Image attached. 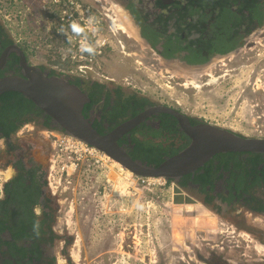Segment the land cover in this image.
Segmentation results:
<instances>
[{"label": "rangeland", "instance_id": "1", "mask_svg": "<svg viewBox=\"0 0 264 264\" xmlns=\"http://www.w3.org/2000/svg\"><path fill=\"white\" fill-rule=\"evenodd\" d=\"M99 2L106 6L112 3L116 14L109 13L117 16L115 22L123 29L116 33L123 47L112 41L116 47H107L99 68L84 78L113 79L111 83L124 85L128 92L147 94L211 123L230 126L244 136L264 138V109L255 112L249 106L250 99L243 98L247 100L243 102L238 97L239 87L227 92L229 86L238 84L237 78L232 77L229 86L223 87V82H212L207 75L214 74L209 65L195 71L177 62L160 61L159 54L140 40L136 26L117 0ZM52 12L50 0H0V18L7 32L25 48L33 64L45 68H51V64L42 53L52 50L55 56L61 44L51 40L60 29ZM129 22L136 31L132 37L124 27H129ZM199 80L209 84L202 85ZM236 98L241 108L234 105ZM25 131L22 135L26 138L41 141L35 131ZM57 134L60 137L61 132ZM49 141L52 161L47 182L56 192L59 205L53 224L58 234V264H213L202 258L212 247L215 258L223 260L220 257L226 256L225 264H264V241L260 238H264V217L244 208L240 210L241 220L219 216L214 208V222L205 217L174 215V208L188 204L173 202L172 180L153 177L142 181L103 152L98 153L99 162L78 161L69 151L57 152L52 135ZM4 168H0V176ZM182 193L200 202L201 196L194 191L184 189ZM176 223L182 224L181 228L192 225L195 234L187 240L181 238L184 233L176 231ZM195 247L198 252H194ZM217 252L222 253L220 257Z\"/></svg>", "mask_w": 264, "mask_h": 264}, {"label": "flooded vegetation", "instance_id": "2", "mask_svg": "<svg viewBox=\"0 0 264 264\" xmlns=\"http://www.w3.org/2000/svg\"><path fill=\"white\" fill-rule=\"evenodd\" d=\"M117 1L129 15L130 21H132L133 25L136 26L137 34L140 40L148 45L150 49L159 54L160 61L166 64L177 62V64H181L186 68H192L195 71L205 65H209L214 69V74L210 75L207 73L208 76L212 77V82L215 80L217 82L218 80V83L223 82L225 84H223V87H225L226 84L228 85L232 77L237 78L238 84H234L233 86L228 85L229 88L227 92H230V90L234 87H239L240 91L238 97L242 98L243 102L247 101V98L250 99L251 103L249 106L254 107L253 110L255 112H259L264 109V90L262 88L264 87L262 83L264 82V54L261 55V50L264 52V43L261 42V40H264V0H206L207 7L203 10L196 2L191 3L193 0ZM218 1H220V3L221 1H224V4H217ZM178 2H180L185 8L182 13H185L184 17L186 20L177 22L176 17L167 20L171 14L176 16L179 15L176 9ZM163 20H166V25H163L165 23H163ZM191 20L198 26L191 29V32L188 35L185 30L181 31L180 39H176L174 37L171 39L168 38L171 33L176 32L175 29L179 27L185 28ZM133 25L132 27L134 28ZM134 32L136 34L135 28ZM158 34L160 35L159 40L152 45L155 35ZM55 36L58 37L56 33ZM198 39H200L201 44L204 42L206 43L207 49H203L201 51V55L205 56L207 60L204 62L192 63L189 62L185 56L191 49H194L193 52H196V54L198 53V49L201 46H199ZM189 40H194L198 43L192 44L190 49L184 48L189 44ZM14 44L16 43L9 44L0 51V57H2L6 52L4 61L2 65H0V72L2 75L21 73L22 68L20 66V57ZM165 44H168V49L175 50L173 55H164L163 50L165 48ZM16 46H18L24 53L25 50L21 45L16 44ZM106 53H108V50L105 49L103 58H105ZM12 54H14L15 57H18V60L14 63H9V61L14 60ZM24 55L28 63L33 64L28 58L26 52ZM43 70L48 72L49 68ZM59 75L69 80L72 75L74 76L75 74L69 71H63ZM107 79L108 80L97 81L103 82L109 87L120 85L123 88L125 95L136 94L139 97L141 96L148 99L147 104L136 106L137 112L134 114H131L130 111H128L126 115L119 118V121L114 120L110 123L104 120L102 123V128L105 131L104 133H109L110 131L118 128L121 124L140 117V120L137 123H135L127 131L123 132L117 139L118 144L123 146L127 151L131 150L134 146L132 135L140 140L150 137H145V133L148 132L147 127L161 131V137H152L155 142L162 140L164 141V145H168L169 142H167L166 139L174 135L177 147L183 146L184 148L189 144L190 137L183 129H181L178 119L172 114L162 110L164 107L174 109L177 112L186 115L192 125L211 123L208 120H205L204 117L197 116L196 114L191 115L177 106H173L166 102L156 101L149 95L140 93L139 91L128 92L124 85L118 83L114 84L113 82L112 84L110 81L114 80L109 78ZM84 80L85 81H83L81 87H83L82 91L86 93V89H90L92 83L88 82L87 80L89 79L87 78ZM199 81H201L202 85L205 83L209 84V82H203L202 80ZM261 90L263 93H260ZM106 99V96L102 97L98 103L94 104L92 108H90L87 112L90 120L94 121V119H101ZM235 102L236 103L234 105L241 108V105L239 106L241 102H238L237 98ZM135 104V100L130 102L131 106ZM218 105L221 104L218 103ZM245 105H247V102ZM36 112L37 111H34L32 113L33 119H29L25 122L9 138L0 137V141H2L4 145V147L0 148V168L5 167V172H1L3 176H0V200L6 201L8 199L10 201V208L16 207L17 209H20L22 215L15 217V220L25 218L24 216H27V211L31 208L33 214L38 216V219H42L45 222L43 228L46 232L42 238L41 236H37L35 234L34 227L29 226L28 230L32 237H22L17 241L18 245L31 248L34 243L39 244V253L37 252L36 254H31L26 252L24 260L28 261L30 257H33L30 259L31 263L29 264H58L55 253V244L58 239V234L55 231L53 224L56 217V210L59 208V205L56 198V192L50 188V185L47 182L48 169L51 167L49 163L52 161L50 158L52 143H50V141L48 142V140L51 135L53 140H55L57 133L63 131L58 128L51 118L46 119L47 115L45 113L37 114ZM168 120L171 128L174 125L173 129L175 130V133L171 136H168V131H163V127ZM211 124L233 130L230 126H224L218 123ZM23 130H26L25 132L28 133L35 131L42 138L41 141L37 143L32 137L26 138L22 135ZM220 153L213 155L209 160L191 173V178H194L195 175L205 173L210 168H213L214 171L216 170L212 177V185L205 184L204 186V190L207 193L215 196L211 203L205 202V191H201L200 182H192L189 180L187 181V186L182 187L190 191L192 190L196 194L200 195V203L210 207V210L215 209L219 216H223L225 218L233 217L237 218V220H241L242 215L240 210L244 208L255 215L264 217V209H258L259 202H261L264 206V177L262 178V173H257L258 178L256 179L257 181H255V185L250 188L248 187L247 189V184L250 183V180L249 177L247 178L246 171L241 173L236 171L238 175H241L242 180L245 178L242 181L240 189L236 190L235 187H233V179L231 180L233 177L231 176V169L233 168L232 161L228 160L229 169L225 168L222 160L226 161V158L219 155ZM252 157L253 156H249V154L239 155V158L242 159H252ZM262 157H264V155H262ZM247 167H249V165H247ZM256 167L258 170L262 168L264 170V162H259ZM239 171H241V169H239ZM29 173L33 174L34 177L31 178L34 183L39 185L37 187L39 190L36 196L37 199L33 206H30L31 202L28 199L21 201L13 200L11 195L6 191L7 185L12 188L10 184L11 181L13 182L19 175L24 177L29 176ZM184 175L179 177L177 180L178 184ZM246 178L248 180H246ZM251 180H254L253 176H251ZM26 183L32 184L30 179H27ZM219 195H233L234 197L230 201H227L219 198ZM4 203H2V205ZM23 211H25V213H23ZM38 212L40 214H37ZM26 221L31 223L30 218ZM3 225L6 224L4 223ZM48 228H50V230H48ZM65 238L70 240V237L65 236ZM260 238L264 241L262 235H260ZM8 241H13L12 235L7 229H3L0 232V249L1 252H4L3 254L0 253L2 260L5 258L12 259V255L7 253ZM195 251L198 252L196 247L194 248V252ZM214 254H216V251H214L212 247L210 251H207L205 256H202V258L205 257V259L212 261L213 264L215 263V259L217 264H225V261H223L226 259L225 255L222 258L220 257L222 253L217 252V256L223 259L220 260L215 258Z\"/></svg>", "mask_w": 264, "mask_h": 264}, {"label": "trees", "instance_id": "3", "mask_svg": "<svg viewBox=\"0 0 264 264\" xmlns=\"http://www.w3.org/2000/svg\"><path fill=\"white\" fill-rule=\"evenodd\" d=\"M196 2L201 9H206L207 7V2L206 0H198V1H191V3ZM217 4H224V1H218ZM177 12L179 15H174L171 14L167 18L172 19L173 17H176V21H185V13H182L185 8L182 6L180 2H178L176 6ZM179 17V18H178ZM165 22V23H164ZM194 21H189L188 24L186 25L185 28H177L175 29L176 32L171 33L168 38L171 39L172 37L176 39H180L181 36V31H185L187 35L191 32V29H194L198 25L193 23ZM163 25H166V20H163ZM159 34L155 35L154 40L152 41V45H154L158 40H159ZM51 40L55 43H59V37H52ZM199 41V46L200 48L198 49V53L193 52L194 49L189 50V53L185 56V58L192 63L195 62H204L207 60V58L203 55H201V51L203 49H207L206 43L200 42ZM15 43V41L11 38L9 33L6 30V27L1 21L0 18V51L5 48L7 45ZM24 43V42H23ZM198 43L194 40H189V44L186 45L187 49H190L192 44ZM25 44V43H24ZM21 45V44H20ZM164 50L163 53L165 56H171L173 55V52L175 50L173 49H168V44L164 45ZM24 48V47H23ZM25 49V48H24ZM26 51H24L25 53ZM49 53H42L45 58H47V61L51 64V68H49L48 74L53 75V74H60L63 71H70L72 69L71 66V61L68 58H62L60 54L56 53L55 56L53 55L52 50H48ZM27 54V53H26ZM12 57L14 58L13 61H9V63H14L18 60V57H15L14 54H12ZM53 65V66H52ZM42 69H46L45 66L40 65ZM2 73L0 72V76ZM85 78L82 76H77V75H72V77L69 79L71 83H74L78 85L81 89V84ZM88 82H91V87L90 89H86V93L90 99V101L85 104L83 107V114L85 117H88V111L92 106L96 103H98L102 97L106 96L107 99L105 100V105L103 106L104 110L102 112V117L100 120L94 119L92 121L93 126L100 132L104 133L105 131L102 128V123L104 120L108 122H112L114 120H118L119 118L126 115L128 111H130L131 114H134L137 112L136 106L144 105L148 103V99L144 97H139L136 94L132 95H125V92L123 88L120 85L114 86V87H109L105 83L100 82V81H95V80H87ZM132 100H135L136 104L131 106L130 102ZM109 108V109H107ZM36 109V110H35ZM34 111H37V114L44 113L43 110H41L39 107H37L31 100L27 99L26 97L23 96L20 92L17 91H6L0 95V137L2 138H9L12 134H14L25 122H27L29 119H33L32 113ZM46 119H50L49 116L46 117ZM174 126V125H173ZM173 126L171 128L169 120L167 123H165L163 127V131H168L169 133L168 136L173 135L175 133V130L173 129ZM148 132L145 133V137L150 136L149 138H144V139H138L134 135H132V141L134 142V146L131 150L128 151L130 156L133 159H139L142 162H147L150 164H153L155 166L159 165L166 157L172 156L176 154L183 146L177 147L175 143V138L174 135L166 139L168 145H164V141H158L155 142L153 140L154 137H161V131L160 130H155L152 129L151 127H147ZM172 133V134H171ZM168 137L167 135H165ZM153 137V138H152ZM176 145V146H175ZM242 154H249V156H253L252 159H242L239 158V155ZM219 155H222L224 158H226V161L222 162L224 163V167L228 168L229 163L227 162L228 160L232 161L233 168L231 169V180L233 179L234 186L236 190L240 189V186H242V180L241 175H238L237 172H245L247 174V178L249 177L250 183L247 184V189L248 187H253L255 185V181L258 178L257 173H262V178L264 177V170L262 169H257L256 165H258L259 162H264V155L263 153H257V152H226V153H220ZM244 165V167H243ZM249 165V167H247ZM238 168V169H237ZM229 169V168H228ZM241 169V171H239ZM216 171V170H215ZM213 168H210L208 171L205 173H202L200 175H195L194 178H191V173L185 174L181 180L179 181V185L186 187L187 186V181L191 180L192 182H200L201 183V191L204 190L205 184H210L212 185L213 183V174H215ZM237 171V172H236ZM254 177V180H251V176ZM31 177H34L33 174L29 173V176H22L19 175L17 178L14 179V181L10 184L12 188H10L8 185L6 187V191L8 194L11 195V198L13 200L21 201V200H30L31 204L30 206L36 202L37 199V192L38 190V184L34 183ZM246 178V180H248ZM30 179L32 184H27L26 180ZM170 181V180H168ZM12 189V190H11ZM214 195H210L205 191L204 199L205 202L211 203L213 201ZM219 198L222 200H227L230 201L234 196L229 195H219ZM5 202V203H4ZM9 200L7 199L6 201H1L0 200V232L3 229H7L13 238V241H8L7 242V253L12 255L11 258H5L1 259L0 257V264H29L31 263L30 259L33 257H30L28 261L24 260L26 252L31 253V254H36L37 252L39 253L40 247L38 243H34L33 247H24L20 246L17 244V241L20 238L24 237H32V235L29 233V226H34L35 222H39V235L41 238L45 235V230L43 228L44 225V220L38 219V216H35L33 212L31 211V208L29 211H27V216H24L25 218H20L18 220H15V217H18V215H22V212L20 209L15 208H10ZM2 203H4L2 205ZM258 209L262 210L264 209V206L259 202V207ZM25 213V211H23ZM31 220V223L27 222L26 220L28 219ZM46 221V220H45ZM6 225H3V224ZM50 226V225H49ZM48 226V227H49ZM50 230V228H48ZM0 253L3 254L4 252Z\"/></svg>", "mask_w": 264, "mask_h": 264}, {"label": "water", "instance_id": "4", "mask_svg": "<svg viewBox=\"0 0 264 264\" xmlns=\"http://www.w3.org/2000/svg\"><path fill=\"white\" fill-rule=\"evenodd\" d=\"M20 57L21 73L0 76V95L6 91H17L31 100L49 116L64 133L71 135L118 162L124 169L141 177H162L172 180L173 202L188 204L173 209L174 215L189 218H208L214 222L217 216L204 204L188 194H183V187L177 182L180 176L194 172L199 166L220 152H257L264 154V138L244 136L233 130L218 127L211 123L192 125L188 117L174 109L164 107L162 110L178 119L181 129L190 137V142L176 154L166 157L159 165L133 159L128 151L118 144V137L140 120L137 117L121 124L109 133H100L92 120L85 117L83 107L90 101L82 89L67 78L43 70L39 65L30 64L23 51L14 44ZM6 52L0 57V65ZM209 223V222H208ZM209 225V224H208ZM181 238L187 240L195 234L192 225L176 223Z\"/></svg>", "mask_w": 264, "mask_h": 264}, {"label": "built area", "instance_id": "5", "mask_svg": "<svg viewBox=\"0 0 264 264\" xmlns=\"http://www.w3.org/2000/svg\"><path fill=\"white\" fill-rule=\"evenodd\" d=\"M82 1L59 0V2H57V0H50V3L53 9L52 14L56 19L58 28L61 29V27H63L65 29V33H61L60 29L55 30V33L59 37V43L61 42V44L58 43L60 48H57V53L60 54L63 59L68 58L71 61L72 69L69 72L84 77L88 73L94 72L99 68L101 60L103 59L104 50L107 47L113 48L116 47V44L123 47L122 40L119 39L116 34L118 29L121 31L123 29L115 22L117 16L114 17L116 13H114L112 3L106 6V3H100L99 0H94L97 1L99 5L94 1L93 3L92 1ZM110 10L114 16L109 13ZM89 17H94L97 21L96 27L98 31L94 35L92 33L88 34L89 41L96 45L97 53L95 55L82 53L79 46L81 37L72 35L69 29V24L72 21L84 25ZM70 36L71 42L69 41ZM112 41H115L116 44ZM54 146L57 152L60 149L77 155L76 158L78 161H100L98 153H101V151L64 132H61L60 137L57 134L54 140ZM138 177L142 181H145V179H153V177Z\"/></svg>", "mask_w": 264, "mask_h": 264}, {"label": "clouds", "instance_id": "6", "mask_svg": "<svg viewBox=\"0 0 264 264\" xmlns=\"http://www.w3.org/2000/svg\"><path fill=\"white\" fill-rule=\"evenodd\" d=\"M59 2V0H57ZM97 21L94 17H89L84 25L76 21H72L69 24V29L71 30L72 35L81 37L79 41L80 51L82 53H86L88 55H95L97 53L96 45L89 41V33L93 35L98 31L96 27ZM61 33H65V29L61 27ZM69 41L71 42V36L69 37ZM4 147L3 142L0 141V148ZM37 214H40L39 212ZM34 232L38 236L39 235V222L34 223Z\"/></svg>", "mask_w": 264, "mask_h": 264}, {"label": "bare ground", "instance_id": "7", "mask_svg": "<svg viewBox=\"0 0 264 264\" xmlns=\"http://www.w3.org/2000/svg\"><path fill=\"white\" fill-rule=\"evenodd\" d=\"M117 8V7H116ZM115 8V9H116ZM120 11V10H119ZM119 11H117V12H119ZM121 13V12H120ZM123 14V13H122ZM122 16V15H121ZM126 16V15H125ZM123 17V16H122ZM119 19V18H118ZM127 20H129V19H127ZM130 23V22H129ZM124 27H126V34H128L129 36H133V35H135V32H134V28L132 27V25L131 24H129V27H127L126 25H124ZM125 29V28H124ZM127 35V36H128ZM190 72V71H189ZM118 163V162H117ZM121 167V166H120ZM121 169H123V167H121ZM61 263V262H60Z\"/></svg>", "mask_w": 264, "mask_h": 264}]
</instances>
